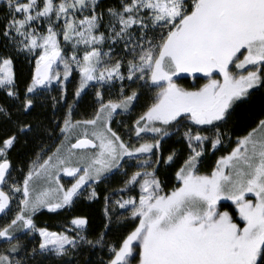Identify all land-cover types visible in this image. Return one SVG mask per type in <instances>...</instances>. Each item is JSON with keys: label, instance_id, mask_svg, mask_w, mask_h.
<instances>
[{"label": "snow or ice", "instance_id": "snow-or-ice-1", "mask_svg": "<svg viewBox=\"0 0 264 264\" xmlns=\"http://www.w3.org/2000/svg\"><path fill=\"white\" fill-rule=\"evenodd\" d=\"M54 86L53 108H68L60 131L65 140L78 138L24 173L11 159L33 131L21 117ZM255 91H264V0H7L0 264H77L86 248L107 250L101 264H264V119L212 170H200L208 146L224 144L221 127ZM90 92L98 107L73 122L74 105ZM141 97L147 102L126 141L112 122L134 112ZM173 135L186 155L173 149L164 156L162 142ZM162 168L174 171L168 191ZM117 173L122 186L102 195L99 186ZM61 174L71 182L61 183ZM101 195L102 230L94 238L85 215H72L60 231L35 223L42 210L72 212L81 197L100 203ZM114 226L117 238L109 240Z\"/></svg>", "mask_w": 264, "mask_h": 264}, {"label": "trees", "instance_id": "trees-1", "mask_svg": "<svg viewBox=\"0 0 264 264\" xmlns=\"http://www.w3.org/2000/svg\"><path fill=\"white\" fill-rule=\"evenodd\" d=\"M105 4H114L116 0H103ZM4 14L0 13V16ZM78 77L74 76L71 83L67 84V103H73V94L77 87ZM203 81H201L202 83ZM185 87H189L192 84V79L189 77L186 80L181 81ZM59 94L53 88L50 93H46L45 97L37 104V106L31 110V112L21 119L28 124H31L33 131L26 136H21L17 147L11 153V159L15 167L23 171L32 167V163L38 158L40 152L47 146H56L58 143L59 130L63 125L64 119L68 113L67 105L63 102L55 109L52 106L51 97L58 96ZM94 95L89 93L84 95L73 107L71 114V120L73 122L77 120L89 119L92 117L95 108L98 107L94 103ZM107 99V97H105ZM147 102L146 97H141L139 105L136 110L129 113H122L116 115L112 122L113 130L117 131L127 141L128 136L126 132L128 127L132 124L139 112L142 110L143 105ZM264 91H255L250 100L241 104L235 109L233 115L229 119L228 123L221 127V131L226 133L223 146H218L217 150H213L209 145L207 152L204 155L203 163L200 165L202 173L209 172L216 166V161L221 156L228 155L231 150L236 147V140L238 137H243L251 132L253 129L258 128L259 119H264ZM183 131V129L181 130ZM214 129L208 132L202 133L204 135H213ZM62 136V135H61ZM55 143V144H54ZM163 143V154L166 157L168 153L175 149L183 155H186V147L180 141L178 135L166 137ZM182 162V161H180ZM35 167V166H34ZM160 179L168 185L166 191L170 190L172 185L176 182L174 180V171L169 168H162L160 171ZM123 176L119 173L110 177L108 181L101 184L98 188L103 195L105 190L111 192L113 189H118L122 186ZM90 191V189H89ZM139 188L137 186L136 192L133 195L138 194ZM102 195L101 202L88 201L86 198L81 197L75 206V210L72 212H61L59 215L56 213H49L47 210L37 213L34 217L35 223L41 227H48L52 231L62 230V226L67 224V221L72 215H85L89 218L90 238H94L95 235L102 230ZM229 203V202H225ZM119 227H123L120 225ZM115 226L114 231L108 237L109 240L116 239ZM39 237L37 236V240ZM27 243V240H22ZM35 243V241H33ZM107 250L100 248L89 250L85 249L76 258L77 264H101V260H107Z\"/></svg>", "mask_w": 264, "mask_h": 264}, {"label": "rangeland", "instance_id": "rangeland-1", "mask_svg": "<svg viewBox=\"0 0 264 264\" xmlns=\"http://www.w3.org/2000/svg\"><path fill=\"white\" fill-rule=\"evenodd\" d=\"M6 10H7V8H6ZM6 10H5V12H6ZM4 12V13H5ZM105 50H107V49H105ZM74 76H77L78 77V74H74ZM78 79H79V77H78ZM54 88H55V86H54ZM57 91V90H56ZM48 93H50V92H48ZM57 93L59 94V92L57 91ZM91 93V92H90ZM92 94V93H91ZM46 95V94H45ZM105 97H107V96H105ZM64 123V122H63ZM61 127H63V125L61 126ZM59 137H61V138H58V139H60V140H58V143H57V145L56 146H53V147H51V146H47V147H45L41 152H40V154H39V156H38V158H36L35 160H34V162H36L35 163V165L32 163V167H38L39 166V164H41V163H43V160H45V159H47V157L48 156H50V155H52V153H54L55 151H56V149L57 148H61V150L63 151V150H66L67 148H69L70 147V145H71V143H74L75 142V140L78 138V137H76L75 135H73L69 140H65V136H64V134L63 133H61V131L59 130ZM62 135V136H61ZM74 151H88V150H74ZM28 171V169L25 171H23L24 173H26ZM69 182H71V178L70 177H65V176H63V174H61V183H65V184H68ZM37 187H39V188H43L44 187V185L42 184V183H39V181L37 182ZM230 203V202H229ZM13 209H14V211H13V214H14V212H15V204L13 205ZM46 210V209H45ZM5 221L3 220V219H0V224H3ZM50 231H52V230H50Z\"/></svg>", "mask_w": 264, "mask_h": 264}, {"label": "flooded vegetation", "instance_id": "flooded-vegetation-1", "mask_svg": "<svg viewBox=\"0 0 264 264\" xmlns=\"http://www.w3.org/2000/svg\"><path fill=\"white\" fill-rule=\"evenodd\" d=\"M7 8V0H0V13L5 12Z\"/></svg>", "mask_w": 264, "mask_h": 264}, {"label": "bare ground", "instance_id": "bare-ground-1", "mask_svg": "<svg viewBox=\"0 0 264 264\" xmlns=\"http://www.w3.org/2000/svg\"><path fill=\"white\" fill-rule=\"evenodd\" d=\"M55 144V143H54Z\"/></svg>", "mask_w": 264, "mask_h": 264}]
</instances>
